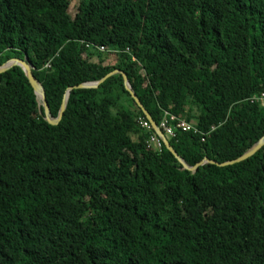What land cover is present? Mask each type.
I'll return each mask as SVG.
<instances>
[{"label":"trees","instance_id":"16d2710c","mask_svg":"<svg viewBox=\"0 0 264 264\" xmlns=\"http://www.w3.org/2000/svg\"><path fill=\"white\" fill-rule=\"evenodd\" d=\"M0 0V264H264V0ZM73 7V8H72ZM103 47V49H101ZM180 120L194 128L177 127Z\"/></svg>","mask_w":264,"mask_h":264},{"label":"water","instance_id":"95a60500","mask_svg":"<svg viewBox=\"0 0 264 264\" xmlns=\"http://www.w3.org/2000/svg\"><path fill=\"white\" fill-rule=\"evenodd\" d=\"M15 65H19L23 68V70L26 73V76L28 77L29 81L33 85L34 90H35L36 94L38 95V99H39L40 103L43 105L45 118L52 124H58L62 120L64 112L66 110L69 94L75 86H71L67 89V91L64 95L63 102L61 104L60 111H59L58 115L55 117L52 115V113L50 111V106H49V103H48V100L46 97L45 88L43 87L40 80L34 74L29 62H27L25 59L20 58V57L11 58L8 61H6L3 65L0 66V73L6 71L7 69H9ZM116 73H121L123 75L125 87L131 93L132 98L136 101L138 106L146 114L147 118L152 123L153 128L155 129V131L157 132L159 137L162 139V141L165 143L167 148L178 158V160L183 164V167L186 169L196 171L200 165H202L206 162L215 163V164L220 165V166L234 164L236 162L242 161V160L248 158L249 156L253 155L264 144V135H263L249 150H247L245 153H243L241 156H239L235 159H230V160H226L223 162H219L217 160H213V159H209L208 157H205L203 160H200L195 165L191 166L178 154L176 149L171 145L169 138L164 134V132L160 128V126L152 119L148 110L146 109V107L144 106L142 101L139 99L136 92L132 89L129 78L123 70H121L119 68L114 69L97 81L83 82V83H80L79 85H77L76 87H79V88L98 87L104 80H106L108 77H110Z\"/></svg>","mask_w":264,"mask_h":264},{"label":"built area","instance_id":"2783aa9c","mask_svg":"<svg viewBox=\"0 0 264 264\" xmlns=\"http://www.w3.org/2000/svg\"><path fill=\"white\" fill-rule=\"evenodd\" d=\"M103 49V47H101ZM254 99H259L262 104H264V93L257 95L252 98V101ZM175 119L174 115H171L168 111H166L163 121L160 124V127L165 132V134L170 137L174 135V126L171 124L170 120ZM138 122L141 124L142 127L152 130V124L149 120H147L144 117H139ZM194 122H189L186 120H180L177 123V127L182 128L183 130H189L194 128ZM150 143H152L156 148L161 149L162 148V139L159 137V135L156 133L155 130L150 135Z\"/></svg>","mask_w":264,"mask_h":264},{"label":"clouds","instance_id":"9594fccd","mask_svg":"<svg viewBox=\"0 0 264 264\" xmlns=\"http://www.w3.org/2000/svg\"><path fill=\"white\" fill-rule=\"evenodd\" d=\"M142 117V116H141ZM147 120H149L148 118H147ZM151 123V122H150ZM152 124V123H151ZM159 126H160V124H158ZM161 128V127H160ZM152 129L153 130H155L154 128H153V125H152ZM162 129V128H161ZM164 132V131H163ZM157 133V132H156ZM164 134H165V132H164ZM166 135V134H165ZM167 136V135H166ZM168 137V136H167ZM169 138V137H168Z\"/></svg>","mask_w":264,"mask_h":264},{"label":"rangeland","instance_id":"374dc122","mask_svg":"<svg viewBox=\"0 0 264 264\" xmlns=\"http://www.w3.org/2000/svg\"><path fill=\"white\" fill-rule=\"evenodd\" d=\"M75 0L72 1V5L74 4ZM73 8V7H72Z\"/></svg>","mask_w":264,"mask_h":264}]
</instances>
